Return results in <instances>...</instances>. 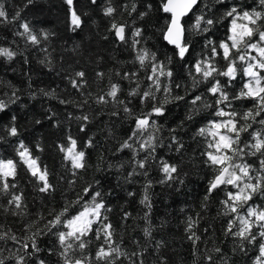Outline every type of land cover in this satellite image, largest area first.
<instances>
[{"label": "trees", "instance_id": "obj_1", "mask_svg": "<svg viewBox=\"0 0 264 264\" xmlns=\"http://www.w3.org/2000/svg\"><path fill=\"white\" fill-rule=\"evenodd\" d=\"M0 2L8 14V20L0 18V48L16 53L11 59L0 56V100L7 103V108L0 111V161L11 160L15 164V177H8L9 185L15 187H10L8 192L0 188V259L4 264H17L19 256L25 257L24 264H38L39 260L45 264H64L57 233L69 229L61 223L48 231L45 225L66 208L62 221L76 216L85 206L91 207L97 191L101 193L97 202L102 199L105 204L101 220L93 223L84 237L86 248L77 249L74 254L88 257L89 264H105L95 259L98 249L107 247L104 224H111V246L127 254L115 259L114 264H141V261L143 264L162 261L164 264H253L264 240L259 238L255 227L252 230L257 234L255 243L242 242L227 231L237 213L226 212L223 202L229 192L238 189L221 185L209 195V185L218 174V166L209 163L207 153H219L209 147L215 143L212 135L200 134L201 128H211L212 121L229 119L216 115L218 109L235 112L237 115L232 119L237 127L251 125L239 134V147L244 153L235 162L250 165L254 177L264 175L260 164L264 155H253L250 147L255 143L254 132L264 137V125L251 118L243 119L250 109L253 113L258 110L257 103L250 97L236 98L250 79L243 72L247 62L236 61L235 78L214 74V79L205 80L194 66L209 61L219 72L226 71L229 60L224 58L219 45L226 41L231 44L233 17L227 16V12L236 7L239 11L264 13L260 0H200L183 21L184 44L188 46L183 58L178 55L179 49L164 38L171 20V14L163 10L166 0H96L94 4L92 0H73L72 6L66 0H34L32 4L27 0ZM109 4L116 9L112 17L104 14ZM133 4L135 12L131 11ZM72 8L82 20L75 30ZM17 12L20 15L13 20ZM201 16L214 23L206 25L202 21L200 29H196L194 25ZM25 22L38 34L43 30L50 35L47 39L41 36V42L33 44L26 36L19 35ZM114 22L127 25L125 41H120L111 29ZM243 23L247 22L237 20V24ZM257 27L264 31V20L258 21ZM203 28L208 30L202 31ZM136 29L142 30L141 36L133 35ZM258 39L254 35L250 42ZM134 40L140 42L134 45ZM213 48L217 55L213 54ZM142 49L154 54L155 61H145L141 66L136 57ZM241 49L257 55L255 50L243 45ZM236 55L233 49L231 58L235 59ZM160 63L172 76L158 77L161 87L156 91L149 77L153 64ZM80 71L85 73L86 83L76 88L71 81L78 79L75 74ZM98 73H103V77ZM126 74H130L129 78H125ZM260 76L264 77V70ZM216 80L227 93L228 102L217 104L219 95L209 92ZM112 84L120 85L118 101L123 103L108 97V103H97L96 98L106 96ZM261 84L264 86V80ZM148 91L154 92L155 99L143 98V93ZM132 92L136 94L130 95ZM197 96L201 99L194 104ZM160 104H164V114L153 113L150 118L155 129L149 128L130 140L136 118L152 113L153 107ZM125 107L130 112L126 113ZM84 115L89 117L86 122L80 119ZM261 119L264 111L256 121ZM13 125L18 129L17 136L8 134ZM225 131L219 130L222 135ZM150 134L155 137V151L151 152L146 169L141 170L136 161L149 156V151L141 150L139 145ZM69 137L77 142L75 151L85 152L84 169H73L60 149L61 145L71 146ZM90 139L92 146L88 147ZM125 141L133 147L121 149ZM21 143L37 159L40 168L47 169L50 191H40L42 182L31 175L19 156ZM162 162L177 166L174 179L166 180ZM86 188L90 189L87 193ZM21 193L22 207L16 209L9 201L13 194ZM145 195L150 208L142 203ZM249 207L264 209V192L255 193L247 204L238 208L239 215L245 216ZM189 218L195 222L191 232L187 230ZM238 225L237 220L233 232L238 230ZM146 228L150 229V236L145 234ZM37 230L43 233L35 238L40 251L32 254L29 237ZM192 232L198 240L189 239ZM13 235L17 240L10 238ZM25 243L29 245L27 249L22 247ZM216 248L221 251L216 252ZM208 256L212 259L208 260Z\"/></svg>", "mask_w": 264, "mask_h": 264}, {"label": "snow or ice", "instance_id": "obj_2", "mask_svg": "<svg viewBox=\"0 0 264 264\" xmlns=\"http://www.w3.org/2000/svg\"><path fill=\"white\" fill-rule=\"evenodd\" d=\"M28 4L34 3V0H27ZM66 3L69 6L73 5V0H66ZM92 3H96V0H92ZM197 3V0H183V4L178 6L175 3V0H167V3L164 4L163 10L165 12H171L172 20L170 26L167 29V33L165 35V39H167L171 44H174L179 49L178 55L180 58L185 56V53L188 51V46L186 44L181 43V38L183 35V28L180 24V17L185 14L186 11L190 10L193 5ZM260 4L264 5V0H260ZM178 7L180 10L178 11ZM127 8V6H125ZM131 11H136V5L133 4L131 6ZM116 9L109 4L108 7L104 9V14L106 16L112 17ZM19 12L15 13L12 17L15 20L19 17ZM141 16L146 15V13H140ZM227 16L233 17L232 19V35L229 37V42H222L219 47L223 49V56L226 60H229V65L227 70L224 72H219L213 64L209 61L197 62L195 64L196 73L200 74L203 79L207 80L212 77L213 79L215 75H223L231 78H235L237 69H236V61L239 60L241 62H247V66L243 68L244 75L249 77L247 83L244 85V90L241 91L239 97H250L253 98L258 106V110L253 113L250 109L247 113L244 114L243 119L245 121L253 120L254 122H258L264 125V119L256 121V117L260 115L261 111H264V86H262L261 82L264 80V77L260 76V71L264 70V31H260L259 27H257V22L264 20V13L260 11L253 10L249 11H239L236 7L231 8L230 11L227 12ZM0 18L3 20H8V14L4 10V5L0 2ZM71 18L72 24L74 25V29L80 27L82 20L81 16L77 14L75 8L71 10ZM238 19H243L247 23L237 24ZM204 22L206 25H212L214 21L212 19L204 20V17H198L196 20V24L194 27L196 29H200L201 22ZM251 25V26H250ZM21 27L23 28V32H20L19 35L26 36V38L31 41L33 44H39L40 37L42 36L44 39H47L50 33L45 32L43 30L38 34L35 32L27 22L22 23ZM126 24H117L112 23L111 29L115 32L116 37L120 41H125V29ZM239 29V30H238ZM207 28H203L202 31H207ZM141 29H136L133 35L135 37L141 36ZM254 35H258L259 39L256 42H250ZM139 40H134L133 44H138ZM241 45H243L247 49H252L257 52L256 56L251 55V52L242 51ZM235 49L237 55L235 59L231 58L232 50ZM213 54L217 55L216 48L212 49ZM16 55L15 52L11 51L8 48H0V56H5L9 59ZM136 59L139 61L140 65L143 66L145 61H155V55L151 54L147 49H142L137 53ZM44 63V61H41ZM76 77L78 79H73L71 81L73 87L80 88L82 84L86 83L84 79L85 73L83 71L77 72ZM103 73H98V76L103 77ZM130 74H126L125 78H129ZM166 76L171 77L172 72L170 70H165V66L160 64H153L152 67V76L149 77L150 80H153V83L156 86V91L160 90L161 84L158 77ZM179 87V85H177ZM168 91V89H165ZM120 92V85L112 84L110 86L109 91L106 93V96L101 95L96 98V102L100 104L108 103L109 100L106 98H111L113 102L123 103L122 101H118V93ZM209 92L213 95H219V99L217 100V104H223L228 102L229 98L227 93L222 89L218 80L215 81L213 86L209 89ZM135 92L130 93V95H135ZM15 95V93L13 94ZM45 95H51V93H45ZM143 98L145 99H155L154 92L148 91L143 93ZM177 99H182V97H177ZM201 97L197 96L194 98L193 103L200 100ZM61 103H65V101H61ZM168 103L167 97H165L164 104ZM164 104H160L159 106H154L152 109V113L148 115L137 117L136 118V128L132 133V136L129 139H133L138 134H143L148 131L149 128L155 129V124L152 122L150 124L151 115L154 113L156 115L164 114ZM230 103H228V107H230ZM7 108V103L3 100H0V111H3ZM126 113L130 112V109L127 107L124 108ZM114 115H118V113H113ZM216 115L218 116H228L229 119L223 122H211V128H201L200 134H211L215 143L210 144V148H215L216 153L208 152V161L211 165L218 166V174L215 176L214 180L210 182L209 185V195L213 190L218 188L221 185H232L236 187L238 190L235 193H228V199L223 203L227 206L226 212L237 213L236 218L231 221L228 225L227 231L235 237H238L242 242L247 241L248 243H255L257 241V234L253 233V228H257L258 236L260 239L264 240V209L257 210L254 207H249L247 209V214L245 216H240L238 213V208L243 207V205L247 204L249 200L252 199V196L257 192H264V175H256L255 177L251 175V166L244 163H236L235 158L244 153V149L239 147V134L243 131H246L248 127L251 125H245L241 127H237V122L232 119L237 114L235 112H225L223 108L218 109ZM15 120V117H12ZM83 121H88L89 117L84 115L81 117ZM225 129V134H220L219 130ZM83 130V127L81 128ZM8 134L11 136L18 135V129L14 125L10 127ZM234 134V136H233ZM253 137L255 143L251 144V148L253 149L252 154L261 153L264 155V137H262L260 132H254ZM218 138V139H217ZM154 135H149L146 140L142 141L139 145L141 150L149 151V156L145 157L142 160L136 161V166L141 169H146L147 161L151 158V152L155 151L154 146ZM71 142V146L65 148L63 145L60 146L61 151L66 153L65 159L69 160L72 164L73 169H84L86 167L85 162V152L84 151H75L77 142L69 137ZM87 146H92L91 139L87 142ZM133 145L128 141H125L121 145V149L123 148H132ZM182 147V145H180ZM248 147V145H245ZM20 148L22 149L19 152V156L27 165L29 170L31 171V175L36 177L40 182H42V186L40 188L41 192H48L52 189V185L48 182V173L47 169H41L37 163V159L32 158L28 153V149L21 143ZM231 152L232 155H226V153ZM261 169H264V160L260 161ZM162 172L165 174L166 180L174 179L173 174L177 173L178 169L176 165L169 164L167 162H162ZM146 175V171L144 172ZM131 175V173L129 174ZM8 177H15V164L13 161L8 160L7 162L0 161V188L3 191H10V187H15L14 185H9ZM255 179L256 183H252L251 181ZM163 182V181H162ZM90 189L86 188L85 192L87 193ZM22 193L21 194H13L12 199L9 201L10 204H14L16 209H20L22 207ZM132 195V193H129ZM100 192H95L92 197V206H85L84 210L79 212L76 216L67 219L65 221L61 220V217L67 212V208L64 209V212L55 216L54 220L48 221L45 225V228L48 231H51L53 228L57 227L61 223H63L69 230L67 232L60 231L57 233L59 244L61 245L60 256L64 260V264H89V258L85 256L75 257V251L77 249L84 250L86 248V242L84 237L88 232L91 231V226L93 223L99 222L101 220V210L105 209V204L101 199L97 202V197H100ZM207 199V197H206ZM142 203H146L150 208V202L147 195H145ZM128 215V214H126ZM254 218V219H253ZM104 220L107 217H103ZM239 221L238 230L233 232V227L236 226V221ZM195 222L189 218L188 228L187 230L191 232L193 228V224ZM103 232L105 237V246H101L96 252L95 259L97 261H104L105 264H114L115 259L119 258L121 255H127L122 252L119 247H112V231L111 224L103 225ZM38 234H43L41 230H37L36 233H33L29 239L32 240V249L33 253L39 252L40 249L36 245V236ZM145 234L150 236V229H145ZM5 236L7 233L4 234ZM198 240L199 237L195 236V233L189 236V239ZM12 240H17L16 236L10 237ZM97 238H99V232L97 233ZM195 242V241H194ZM22 247L27 249L29 245L27 243L23 244ZM241 250L243 251V247L241 246ZM216 252H220L219 248L215 249ZM133 255H137V253H133ZM208 260H211L212 257L208 256ZM25 257L19 256L17 257V264H24ZM0 264H4V261L0 259ZM38 264H45L44 260H39ZM143 264V261H141ZM161 264H164L162 261ZM253 264H264V243L259 244V255L256 256Z\"/></svg>", "mask_w": 264, "mask_h": 264}, {"label": "water", "instance_id": "obj_3", "mask_svg": "<svg viewBox=\"0 0 264 264\" xmlns=\"http://www.w3.org/2000/svg\"><path fill=\"white\" fill-rule=\"evenodd\" d=\"M199 2H200V0H197V3H196L195 5H193V6L191 7L190 10L186 11L185 14L182 15V16L180 17V24L182 25V28H183V35H182V38H181V43H183V44H184V41H185V26H184L183 21H184V19H185L187 16H189V15L192 13V11L195 9V7L198 5ZM165 3H167V0H166ZM175 3H176L178 6H180V5L183 4V0H175ZM177 10L179 11L180 8L178 7ZM168 13L171 14V20H172V15H173V14H172L171 12H168ZM171 20H170V22H169L168 27L170 26ZM168 27H167V29H168ZM166 33H167V30H166V32H165V35H166ZM165 35H164V38H165ZM165 41H166L169 45L177 47L176 45L171 44L167 39H165Z\"/></svg>", "mask_w": 264, "mask_h": 264}]
</instances>
